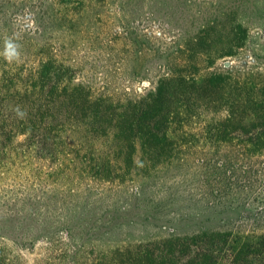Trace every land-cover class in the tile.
<instances>
[{
  "label": "trees",
  "instance_id": "16d2710c",
  "mask_svg": "<svg viewBox=\"0 0 264 264\" xmlns=\"http://www.w3.org/2000/svg\"><path fill=\"white\" fill-rule=\"evenodd\" d=\"M127 1L0 0V45L13 60L27 61L28 55L30 62L15 67L0 60V168L13 150L23 155L34 150L47 167L37 175L38 186L11 197L6 193L0 201V264H14L12 250H30L37 241L45 244L39 264H47L56 251L64 264H264V168L251 161V154L264 153L259 143L264 126L238 127L229 138L223 125L232 113L217 131H209L229 139L220 142L227 146L224 152L196 161L188 177L168 179L167 212L142 241L128 239L122 222L138 220L132 205L157 181L146 172L171 159L173 126L185 117L170 106L167 90L188 84V73L168 58L155 69L148 65V56L166 51L147 45H167L159 42L169 33V22L156 21L152 7L130 25L128 17L141 8L131 11ZM110 11L116 18L99 45H136L138 63L128 68L132 78L120 89L94 91L96 82L79 79L80 61L73 53L96 17ZM153 25L162 33H151ZM222 75L207 70L202 77L211 81ZM134 81L146 87L135 90ZM13 136L21 140L9 142ZM125 181L134 183L133 203L119 205L115 198L106 204L107 192L114 188L118 196ZM115 234L125 238L102 244L103 249L97 244Z\"/></svg>",
  "mask_w": 264,
  "mask_h": 264
},
{
  "label": "rangeland",
  "instance_id": "374dc122",
  "mask_svg": "<svg viewBox=\"0 0 264 264\" xmlns=\"http://www.w3.org/2000/svg\"><path fill=\"white\" fill-rule=\"evenodd\" d=\"M127 4L131 11L141 8L138 15L132 12L134 17H128L130 25L135 26L152 7L157 9L156 21L163 19L164 23L169 22V33L165 37L162 36L159 42L166 40L163 43L167 45H154L152 41L147 45L166 48L165 56L155 55L153 59L148 56V65L151 64L152 69H155L157 63L168 58L172 59L177 68L184 66L188 73V84H171L167 90L172 95L170 106L181 112L180 116L185 117L179 125L176 122L173 126V140L176 145L170 161L160 165V168H155V165L153 172L150 168L151 171L146 172L150 173L148 176L157 175L156 186L153 182L146 185L145 198L136 203L130 202L134 197L129 201L132 194L130 187L134 188V183L126 185L125 181L123 186H126V189L119 192L118 196L114 188L106 194L108 205H112L115 198H118L119 205L134 204L132 215L139 216L138 220L133 218L134 221L130 224L131 221L126 219L122 225H125L128 239L135 244L146 238L150 234L153 221L158 219L162 212H167L169 202H165L167 197L163 190L168 179L188 177L196 171V161L212 160L224 152L227 146L220 142L229 139L225 135L221 138L217 135L214 138L209 131L219 129L226 113H232V120L223 125L229 138L235 136L228 132L238 127L250 124L254 127L264 126V0H128ZM115 18L112 11L96 17L97 21H93L95 27L93 26L82 42L74 48L73 55L80 61L81 66L79 79L96 82V85L92 84L94 91L102 86L110 91L120 89L132 78L134 71L128 68L131 65L135 67L138 63L136 45H118L119 49H104V46L99 45V41L103 42L106 37L103 36L105 31L108 36V25L115 21ZM145 24H150V20ZM150 31L155 35L162 33V29L154 25ZM170 39H174L175 43L170 44ZM6 47L0 45V60L5 59L15 67L30 63L26 51L27 61H15L6 52ZM88 47L91 49L87 55L82 48L87 51ZM207 70L222 72L224 75L216 76V79L211 81L205 80L202 76ZM226 70L228 73L224 72ZM144 87L146 86L138 81L132 82V88L135 90ZM16 140L18 142L21 139L13 136L9 142ZM259 143L264 148V136L259 139ZM68 146L72 148L71 145ZM32 152L30 155H23L22 152L13 150L10 155L7 154L6 159L8 156L10 158L6 160L4 169L0 168V201L5 199L3 197L6 193V197H11L15 192L39 185L37 175L45 172L47 167L45 161L37 160V153L34 150ZM251 161L254 167L264 168V153L251 154ZM147 211L150 216L145 219L144 213ZM126 227L130 229V233ZM124 238L125 236L115 234L111 239H103L97 244L100 247L109 242L115 245ZM44 245L43 241H37L30 250L13 249L14 264H39L44 256L41 250ZM52 255L45 263H65L58 251ZM83 260L85 259L79 261Z\"/></svg>",
  "mask_w": 264,
  "mask_h": 264
}]
</instances>
